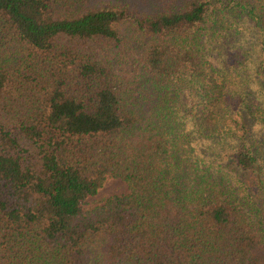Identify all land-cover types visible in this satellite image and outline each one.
Listing matches in <instances>:
<instances>
[{
  "label": "trees",
  "instance_id": "16d2710c",
  "mask_svg": "<svg viewBox=\"0 0 264 264\" xmlns=\"http://www.w3.org/2000/svg\"><path fill=\"white\" fill-rule=\"evenodd\" d=\"M154 1L0 0V264H264V0Z\"/></svg>",
  "mask_w": 264,
  "mask_h": 264
},
{
  "label": "rangeland",
  "instance_id": "374dc122",
  "mask_svg": "<svg viewBox=\"0 0 264 264\" xmlns=\"http://www.w3.org/2000/svg\"><path fill=\"white\" fill-rule=\"evenodd\" d=\"M131 8L136 12H148L156 4L154 0H130ZM128 192L127 184L116 178H107L101 189L95 196L89 197L85 200L83 205L84 210L104 203L109 197L122 196Z\"/></svg>",
  "mask_w": 264,
  "mask_h": 264
}]
</instances>
